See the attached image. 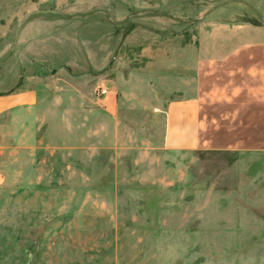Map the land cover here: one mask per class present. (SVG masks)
I'll use <instances>...</instances> for the list:
<instances>
[{
    "label": "rangeland",
    "instance_id": "rangeland-1",
    "mask_svg": "<svg viewBox=\"0 0 264 264\" xmlns=\"http://www.w3.org/2000/svg\"><path fill=\"white\" fill-rule=\"evenodd\" d=\"M239 1L0 0V264H264L249 159L164 142L186 27Z\"/></svg>",
    "mask_w": 264,
    "mask_h": 264
},
{
    "label": "crops",
    "instance_id": "crops-1",
    "mask_svg": "<svg viewBox=\"0 0 264 264\" xmlns=\"http://www.w3.org/2000/svg\"><path fill=\"white\" fill-rule=\"evenodd\" d=\"M237 5V22L218 7L186 27L185 54L171 58L186 84L167 105L164 142L175 150L239 152L249 159L241 174L264 183V23H254L250 2Z\"/></svg>",
    "mask_w": 264,
    "mask_h": 264
},
{
    "label": "built area",
    "instance_id": "built-area-1",
    "mask_svg": "<svg viewBox=\"0 0 264 264\" xmlns=\"http://www.w3.org/2000/svg\"><path fill=\"white\" fill-rule=\"evenodd\" d=\"M102 92H103V93H105V92H106V89H105V88H103V89H102Z\"/></svg>",
    "mask_w": 264,
    "mask_h": 264
}]
</instances>
